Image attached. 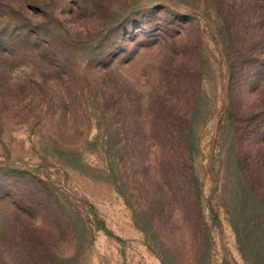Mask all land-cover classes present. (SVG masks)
Listing matches in <instances>:
<instances>
[{
    "label": "rangeland",
    "instance_id": "1",
    "mask_svg": "<svg viewBox=\"0 0 264 264\" xmlns=\"http://www.w3.org/2000/svg\"><path fill=\"white\" fill-rule=\"evenodd\" d=\"M131 122L155 129L149 146ZM164 125L187 130L177 153L200 187L175 208L197 194L208 251L177 235L161 254L138 217L124 166L137 156L159 172ZM260 149L264 0H0V178L33 201L50 264H250L228 210L235 159ZM258 175L264 189V160Z\"/></svg>",
    "mask_w": 264,
    "mask_h": 264
},
{
    "label": "trees",
    "instance_id": "2",
    "mask_svg": "<svg viewBox=\"0 0 264 264\" xmlns=\"http://www.w3.org/2000/svg\"><path fill=\"white\" fill-rule=\"evenodd\" d=\"M46 57L53 60L56 53L47 49ZM179 126L164 125L158 130L159 138L162 139L159 144V172L153 170L149 159L137 156L134 159L135 146H130L133 143L129 136L128 140L123 137L133 156L129 160L130 165L126 164L124 169L134 177V190L143 194V205L139 208L138 217L142 221L143 230L157 239L155 243H158L161 254L168 247L165 243L177 235L195 241L199 239V247L203 251L210 250L211 246L210 232L197 194L190 212L186 207L175 208V202H180V198L189 201L192 190L195 187L199 190L200 187L198 178L193 177L194 168L190 157H180L182 151L177 153V150H184L185 153L187 147V130ZM129 130L130 137L134 141L140 140L144 146L150 141L148 135L155 131L148 129L146 125L143 127L132 122ZM261 151L257 150L251 157L239 155L235 159L238 170L234 186L236 203L232 204V211L228 210L229 215L234 217L231 218V224L239 250L250 264H264V189L260 187L258 175L261 161L264 160ZM165 153H168L169 160L162 158ZM6 181L7 179L0 178V198L8 200V209L14 212L8 215L10 218L7 220L0 219V222L3 221L0 225V264H50V253L42 251L36 239L38 229L34 225L36 217L33 201H28L26 194L18 187L5 184ZM2 217L5 219V215Z\"/></svg>",
    "mask_w": 264,
    "mask_h": 264
}]
</instances>
